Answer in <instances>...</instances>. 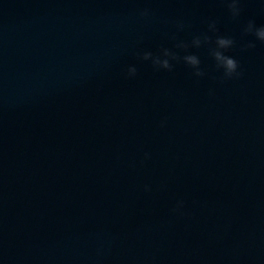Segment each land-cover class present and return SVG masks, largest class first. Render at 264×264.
<instances>
[{"label":"water","instance_id":"1","mask_svg":"<svg viewBox=\"0 0 264 264\" xmlns=\"http://www.w3.org/2000/svg\"><path fill=\"white\" fill-rule=\"evenodd\" d=\"M229 2L0 0V264H264V0Z\"/></svg>","mask_w":264,"mask_h":264},{"label":"clouds","instance_id":"2","mask_svg":"<svg viewBox=\"0 0 264 264\" xmlns=\"http://www.w3.org/2000/svg\"><path fill=\"white\" fill-rule=\"evenodd\" d=\"M239 0H230L228 7L232 13V16L235 18L239 15L240 9L238 8ZM149 10H142L140 15L142 17H147L149 15ZM182 27V25H181ZM210 30L215 31V22L209 25ZM245 34H254L255 37L264 43V26L259 28H255V22L249 21L247 27L244 30ZM203 40L205 43L210 42V37L204 36ZM235 41L231 38L226 37H217L215 40L216 47L211 50V55L216 61V67L218 69H223V79H232L233 77H240L243 75L242 72H238L239 63L236 59L225 55V51L233 46ZM192 45L195 47H199L201 45L200 37H196L192 41ZM255 44L253 42H249L245 45V49L255 48ZM179 48L187 49L189 47L188 44L180 43L177 45ZM223 50V51H222ZM163 57V58H161ZM143 60L152 61L153 67L157 69H165L168 71H172L173 65L170 63V60L179 61L181 57H179L176 53L171 52L169 49H162L161 55L153 56L151 52H144L141 57ZM183 61L190 66L194 72L193 74L196 77H203L205 72L200 67V60L196 55H185ZM137 69L132 66L128 68V75L135 76ZM147 190V188H146Z\"/></svg>","mask_w":264,"mask_h":264}]
</instances>
